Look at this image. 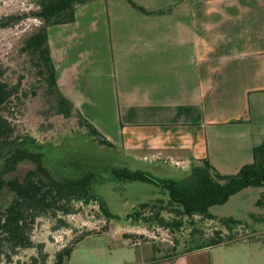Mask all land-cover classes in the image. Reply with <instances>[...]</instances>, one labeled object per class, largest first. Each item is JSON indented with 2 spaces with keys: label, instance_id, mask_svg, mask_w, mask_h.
Here are the masks:
<instances>
[{
  "label": "crops",
  "instance_id": "crops-1",
  "mask_svg": "<svg viewBox=\"0 0 264 264\" xmlns=\"http://www.w3.org/2000/svg\"><path fill=\"white\" fill-rule=\"evenodd\" d=\"M132 1L155 14L127 0H99L77 8L75 23L49 30L60 93L77 111L111 110L117 139L107 140L135 163L187 172L208 160L223 175L239 173L264 143V0ZM88 11L103 21L83 25L80 14ZM83 27L93 41L101 34V45H91L102 52L101 77L93 73L96 51H79L63 71L62 43L78 39ZM85 56L96 65L83 75ZM86 238L68 264H209L189 259L212 248L161 259L152 244L130 257L103 250L76 261Z\"/></svg>",
  "mask_w": 264,
  "mask_h": 264
},
{
  "label": "rangeland",
  "instance_id": "rangeland-1",
  "mask_svg": "<svg viewBox=\"0 0 264 264\" xmlns=\"http://www.w3.org/2000/svg\"><path fill=\"white\" fill-rule=\"evenodd\" d=\"M38 12L37 0H0V68L4 72L0 81L8 85L9 89L18 87V93L0 108V117L10 123L13 142L29 141L31 145L34 142L37 146L44 147L45 165L57 179L95 173L97 181L93 184V192L103 199L113 218H107L95 203L73 204L71 214L57 213L56 218L52 212L44 214L36 220L30 231L32 247L18 250L9 260L6 254L10 252V247L4 244L0 247V264H29L34 258L37 259V264H55L59 251L89 233L93 235L86 238L85 244L76 255V261L81 257L90 259L93 254L103 250L109 255L115 254L116 257H130L152 244L153 253L165 259L196 251L218 238L217 233L223 230L221 224L201 217L189 219L175 213L170 214V211L163 212V216L171 222H183V226L175 231L153 224L134 223L128 218L139 210L140 205L151 204L156 200L167 203L169 192L150 182L114 180L110 171L126 169L130 172H142L160 181L173 182L185 188L193 186L197 179L191 170L184 172L171 165H159L160 167L155 168L153 161L135 163L125 155L120 145L116 148L101 145L83 126L78 113L105 139L109 140L107 137H111L114 141L117 134L110 122L113 119L111 110H97L85 105L82 107H86L85 110H75L70 117L61 112L59 96L49 84L48 67L42 55L27 48L29 38L42 27V21L35 16ZM101 19L100 13L92 11L87 12L86 18L85 13L80 14L83 25L91 21L101 22ZM51 28L53 34L55 27H50L49 30ZM101 42V34L98 40L93 41L91 33L84 27L78 39L71 43L63 41L61 49L64 52L68 50L64 56L65 62L62 63L63 71L77 61L79 51L84 54L96 51L98 57L95 59L99 69H94L93 73L98 71L101 77L102 52L91 47L100 46ZM88 56L81 59L83 75L87 65H96ZM1 166L2 159L0 168ZM34 167L32 162H24L16 172L7 175L6 180H23ZM13 199L14 195L8 189L2 192L0 213L5 211ZM253 201L254 195L250 191H244L233 196L224 206L214 207L211 211L218 218L248 217L249 212L254 209ZM263 211L264 209L261 210L262 214ZM233 228L235 234L238 230L240 235L233 242L235 244L212 247L202 256L196 259L192 257L189 261L207 259L209 264H264V225L258 230L263 235V241L257 244L242 242L247 238L253 241L260 239L259 234L253 233L252 229L236 226ZM134 241L139 242L140 246L134 247Z\"/></svg>",
  "mask_w": 264,
  "mask_h": 264
},
{
  "label": "trees",
  "instance_id": "trees-1",
  "mask_svg": "<svg viewBox=\"0 0 264 264\" xmlns=\"http://www.w3.org/2000/svg\"><path fill=\"white\" fill-rule=\"evenodd\" d=\"M37 1L39 12L35 16L42 21V27L29 38L27 48L42 55L48 67L49 84L59 96L61 112L70 117L75 109L72 102L65 98L58 88L56 68L49 45V28L75 23L77 8L99 0ZM127 1L133 8L145 14H155L147 12L132 0ZM158 14H164V11L158 12ZM3 74L4 72L0 68V78ZM17 93L18 87L9 89L8 85L0 81V108L8 104L10 99ZM78 114L83 126L101 145L113 147V144L105 139L90 122L85 120L80 113ZM12 134L13 129L8 120L0 117V159H2L0 195L5 189H8L14 195L11 204L5 211L0 213V247L4 244L10 247V252L6 254L9 260L11 255L18 250L32 247L30 231L36 220L44 214L52 212L56 218L57 213L71 214L74 208L73 204L89 205L95 203L101 213L107 218H113L103 199L93 192V184L97 181L95 173L76 178L57 179L45 165L44 147L37 146L34 142H31V145L29 141L13 142ZM253 159L252 164L244 166L235 175H223L208 160L200 161L199 164H194L191 168V172L197 180L193 186L188 188L181 187L173 182L160 181L142 172H130L126 169H114L110 171V176L118 181L150 182L169 192L167 203L164 200H156L151 204L140 205L139 210L128 217L134 223L153 224L170 231L180 229L183 222L178 220L171 222L166 219L163 216V212L166 211L189 219L201 217L209 221H218L223 230L217 233L218 238L212 240L210 244L197 249L201 250L232 244L240 236L238 230L235 234L233 226L249 227L253 233L259 234L258 230L264 225V214L261 213V210L264 209V143L253 150ZM24 162H32L35 165L34 169L30 170L23 180L18 178L6 180V176L16 172L19 165ZM244 191H250L254 195V209L249 212L248 217L218 218L212 213V208L224 206L233 196ZM91 235L93 234H86L72 245L59 251L56 255L55 264H67L77 245ZM259 236V240L253 241L247 240V238L244 241L250 244L263 241L261 240L263 235L259 234ZM1 255L0 252V258ZM37 263V259L34 258L29 264Z\"/></svg>",
  "mask_w": 264,
  "mask_h": 264
},
{
  "label": "built area",
  "instance_id": "built-area-1",
  "mask_svg": "<svg viewBox=\"0 0 264 264\" xmlns=\"http://www.w3.org/2000/svg\"><path fill=\"white\" fill-rule=\"evenodd\" d=\"M139 245H140L139 242H136V241L133 242V246H134V247H138Z\"/></svg>",
  "mask_w": 264,
  "mask_h": 264
}]
</instances>
